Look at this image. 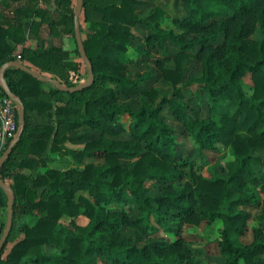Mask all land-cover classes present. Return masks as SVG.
Segmentation results:
<instances>
[{
  "label": "trees",
  "instance_id": "trees-1",
  "mask_svg": "<svg viewBox=\"0 0 264 264\" xmlns=\"http://www.w3.org/2000/svg\"><path fill=\"white\" fill-rule=\"evenodd\" d=\"M182 1L189 13L174 19L181 30L176 33L162 26L167 13L162 5L143 18L135 5L146 0H84L82 12L90 30L81 22L80 28L95 81L79 91H62L52 83L46 90L48 83L29 72L16 66L4 70L7 84L26 108L24 132L2 165L3 179L14 191L11 233L18 228L24 238L6 259L0 257V264H197L182 236L139 246L121 231L124 225L143 233L156 225L166 228L169 215L189 224L221 219L218 243L224 264H264V199L249 188V183L260 186L264 194V157L254 154V150L264 149V0ZM56 2L66 5L63 32L77 44L76 6H71V0ZM5 4L9 12L0 13V70L17 60L14 44L26 43L27 27L37 35L42 24H47L49 33L55 34L56 23L50 10L38 6L39 0H7ZM95 12L102 14L101 21L93 19ZM136 26L151 30L145 43L161 50L163 57L156 64L173 85L171 93L147 87L151 71L133 72L129 67L128 51ZM257 30L259 38L253 36ZM166 40L179 46L174 57L165 50ZM74 52L81 56L78 44ZM71 53L62 46L23 47L19 60L74 86L68 82V73L76 71L78 63L67 60ZM193 58L200 61L202 73L184 81L185 61ZM172 61L174 66H167ZM248 73L254 84L250 96L244 89ZM195 82L206 90L211 116L201 117L183 101L182 86ZM119 94L145 98L135 109L120 103ZM0 95H7L1 80ZM225 103L228 109L223 108ZM165 105L183 122L199 156L230 148L237 162L227 164L226 176H205L195 172L192 162L178 160V139L162 114ZM34 109L41 114L54 109L55 124L32 125L29 111ZM214 113L219 114L218 119ZM83 126L98 130L99 136L87 140L81 149L63 146L67 140L85 138L87 133L78 132ZM125 133L129 138H119ZM49 145L51 151L71 156L73 165L64 170L47 168L35 178L26 174V167L46 161ZM126 160L128 164H124ZM187 167H191V180L183 185L170 183L161 194L148 195V181L182 179ZM133 200L142 212L139 217L132 219L115 209ZM250 205L260 212L255 217L258 224L253 228V240L245 243L241 236L251 218L246 209ZM0 208L8 210V195L1 185ZM17 214L36 220L16 227ZM81 215L88 219L84 225L77 221ZM64 216L71 218L69 223L62 221ZM2 235L0 231V239ZM46 244L55 245L56 251L45 253Z\"/></svg>",
  "mask_w": 264,
  "mask_h": 264
},
{
  "label": "rangeland",
  "instance_id": "rangeland-1",
  "mask_svg": "<svg viewBox=\"0 0 264 264\" xmlns=\"http://www.w3.org/2000/svg\"><path fill=\"white\" fill-rule=\"evenodd\" d=\"M78 0H74V6H76ZM157 5H162L167 10L166 19H164V27L172 28L176 32L180 33L181 30L177 28L174 24V19L177 17H183L189 13L188 7L183 3L182 0H152V3L147 4L142 7V5L137 6L139 9V14L143 17L149 15L154 11ZM66 5L58 4V13L57 18H59V24L63 21V14L66 12ZM62 19L61 23L60 20ZM81 23L84 26L86 31H89V23L84 21V14L81 16ZM30 35V34H29ZM255 38H259L261 33L259 30L253 35ZM192 35H189L188 38H191ZM31 38V36H29ZM71 44H75L74 38L70 37ZM35 40L31 39L30 44H35ZM166 52L170 56H175L179 47L171 41H166L164 43ZM129 56L131 58L130 67L133 72H144L151 71L153 76L150 78L146 85L149 88H157L161 92L171 93L173 91V85L166 81L159 69L156 66L155 59L161 57V51L156 47H148L145 43H140L134 41L131 44L129 51ZM185 64L187 69L185 71L184 81L195 79L200 76L202 73V65L197 58L186 60ZM174 62H170L168 66L172 67ZM245 85L244 89L247 95H251L253 92V81L251 79L250 73L244 77ZM183 101L189 109L196 110L201 117L211 116L210 112V102L206 93V90L202 85L195 82L193 85H183ZM143 98V95H124L119 94V102L130 104L135 109L139 108ZM223 108L228 109L229 106L225 103ZM162 114L165 118V121L172 128V135L176 136L178 139V160H188L192 162L193 169L197 173H201L205 176H211L213 173L220 174L222 176L227 175V164H234L237 162L234 155L232 154L230 148H223L219 152L214 151H205L204 155L199 156L197 154V147L190 136L189 132L186 130L182 121L176 119L173 115L172 110L168 105L164 106ZM216 119L219 118V114H213ZM87 130L90 134V138H95L99 135V131L95 129L82 128L80 131ZM129 137L127 134L121 135L119 138ZM255 155L264 157V149L254 150ZM97 163H102L100 160H95ZM129 161H124V164H128ZM61 167H65V164H61ZM187 174L184 178L178 180H168V181H148L147 190L148 195H159L162 193L163 188L170 184L183 185L188 179L191 180V167H187ZM257 170L262 172V167L257 166ZM250 190L260 198L264 199V194L260 191V186L253 185L249 183ZM88 195V193L86 192ZM119 211L126 212L130 218H136L142 215L140 208L137 203L133 200L129 204H123L115 207ZM246 209L250 212L251 218L248 220V228L245 235L241 236V240L245 243H250L253 240V228L258 224L256 220L257 214L260 212V209L247 206ZM7 217L8 210L0 208V231L4 233L7 227ZM16 227H21L25 224H30L34 222V216L17 214L16 216ZM71 220L70 217L64 216L62 221L64 223H69ZM78 223L84 225L88 222L86 216L81 215L77 219ZM166 228L160 225H156V229L152 228L147 233H143L140 229L133 228L129 225H124L121 228L123 234L128 237H131L139 246H144L146 244H154L156 240L160 238H166L169 240H174L180 236L184 237L187 241L193 252L195 253L198 262L197 264H224L225 257L222 255L218 243L220 237V229L222 228V220L216 219L213 222L203 221L200 224H189L180 221L172 216H167L166 218ZM15 230H19L18 228ZM264 239V236H263ZM103 264V263H100Z\"/></svg>",
  "mask_w": 264,
  "mask_h": 264
},
{
  "label": "crops",
  "instance_id": "crops-1",
  "mask_svg": "<svg viewBox=\"0 0 264 264\" xmlns=\"http://www.w3.org/2000/svg\"><path fill=\"white\" fill-rule=\"evenodd\" d=\"M71 1H72L71 6H74V0H71ZM5 2H7V0H0V13L1 12H5V13L9 12L7 10V6H6ZM23 2H24V0H23ZM149 3H152V0H146L145 3L136 4L135 5V9H136L137 13L139 14V11H138L139 9L137 8V6L142 5V7H144L147 4H149ZM38 6L43 8V9L50 10L52 12V16H53L54 20L56 21V23L54 24V32H55V34H50L49 33V29L47 27V24H42V27H40L39 33L37 35L32 33L31 29L29 27H27V36H28V38H27L26 43L25 44H14V48H15L14 55H15V57L17 58V60L20 59V57H21L20 52H21L23 47L45 48V49H47V48H50L52 46H62L64 49L72 51L70 57L67 60L78 63V69L76 71L74 69L69 70L68 82L71 83V84H78V83L86 81L87 78H88V74H87V66H86L85 60L82 58V56H79L77 53L74 52V50L76 49V45L77 44H71V40H70L71 36L64 34L63 28L65 27V25H64L62 19L60 20V23H61V21H62V23L59 24V18H57L58 3L56 2V0H39ZM167 13H166V15H167ZM82 14H83V12L81 11V13H80V22H81ZM58 15H59V13H58ZM166 15H165V19H166ZM92 16H93V19L96 20V21H101L102 20V14H100V13L95 12V13H93ZM139 16L143 17L140 14H139ZM162 26L164 27V21H163ZM167 29H172V28H167ZM172 30H174V29H172ZM134 31H135L136 35H135V37L132 38L131 44H133L134 41L135 42L138 41L139 44L140 43H145L146 37L151 32V30L149 28H142L141 26H136L134 28ZM176 33H178V32H176ZM29 36H31V38H29ZM31 39L35 40L34 41L35 44H30V43H33V42H31ZM166 41H170V40H166ZM129 51H130V49H129ZM129 51H128V58H129V67H130L131 58L129 56ZM178 51H177V53H178ZM161 57H163V55ZM161 57H157L155 59V63H156V60L158 58H161ZM19 61H21V60H19ZM21 62L23 64L27 65L28 67H30L31 69L38 71L43 76H47V77H51V78H54V76H55L52 72H50L48 70H45V69L38 68L37 66H35V65L31 64V63L23 62V61H21ZM168 64H167V66H168ZM156 66H157V64H156ZM160 73H161V71H160ZM74 74L77 76L76 78H75ZM47 83L48 84L44 85V89L50 90L51 87H52V84H54V83H52V82H47ZM66 99H67V96H65L64 100L66 101ZM50 112H51V114H50ZM29 115L31 117L30 123L32 125H51V126H53L55 124L54 109H49V111H47L45 114H41L37 109H34V110L29 111ZM82 128H89V127L88 126H83L80 129H82ZM80 129L78 130V132L79 133H82V132L87 133V136L85 138H83L82 140H75V141L67 140V141H65L63 146L68 147V148H72V149H81V148L84 147L85 142L87 140L93 139V138H90V134H89V132L87 130L80 131ZM89 129H92V128H89ZM99 134H100V132H99ZM125 134H127L129 136L128 133H125ZM126 138H129V137H126ZM50 145H51V141H50ZM50 145H49V147L47 149L48 153L46 155V158H47L46 161L40 162L38 165H36L35 168L34 167H26L24 169V172L26 174H30L32 177L35 178L37 176L38 172H44L47 168H59V169L64 170V169H66V168H68V167L73 165L74 162H73V159H72L71 156L63 155L62 153H60V151L59 152L51 151ZM34 158L39 160L40 157L34 156ZM61 164H65L66 166L65 167H61L60 166ZM3 188L6 191V188L5 187H3ZM43 189H44V186L37 188L38 192H41ZM6 193H7V191H6ZM83 193L86 194V192H83ZM35 220H36V218H34V222H35ZM23 238H24V234L21 231L13 230V232L11 233V236L9 238V241H8V243L6 245V248H5L4 252H3V254L1 255V257L3 259H6L8 253L11 251L12 247L18 241H20ZM43 249H44L45 253H51V252H55L56 251V246L52 245V244H46V245L43 246Z\"/></svg>",
  "mask_w": 264,
  "mask_h": 264
},
{
  "label": "water",
  "instance_id": "water-1",
  "mask_svg": "<svg viewBox=\"0 0 264 264\" xmlns=\"http://www.w3.org/2000/svg\"><path fill=\"white\" fill-rule=\"evenodd\" d=\"M83 1L84 0H78L76 4V9L74 13V21H75V36L77 40L78 47L80 49V53L82 58L87 62L88 65V78L86 81L78 83L74 86H68L60 83L57 79L43 76L41 75L38 71L31 69L27 65L23 64L19 60L15 61H10L6 64H4L0 70V80L1 83L5 89L6 94L11 97L18 105V114H19V120H20V127L19 130L15 136V138L11 141L5 152L0 156V185L6 188L7 195H8V217H7V227L0 239V257H1V252L3 249L4 243L7 241L13 227V221H14V191L13 188L5 182L2 176V165L7 157H9L14 149V146L16 143L19 141L21 138L25 124H26V108L23 100L15 94L9 87V85L6 82V79L4 78V70L8 66H16L17 68H20L26 72H29L36 78L45 81V82H52L54 83L59 89L67 92H76L79 91L83 88L91 86L94 81H95V74H94V68L92 63L89 61V58L87 56V52L85 50L84 44H83V38H82V33H81V28H80V19L79 15L82 11L83 8Z\"/></svg>",
  "mask_w": 264,
  "mask_h": 264
},
{
  "label": "built area",
  "instance_id": "built-area-1",
  "mask_svg": "<svg viewBox=\"0 0 264 264\" xmlns=\"http://www.w3.org/2000/svg\"><path fill=\"white\" fill-rule=\"evenodd\" d=\"M17 112L18 105L15 104L14 100L8 95H0V156L5 152L7 144L15 138L19 130L20 120Z\"/></svg>",
  "mask_w": 264,
  "mask_h": 264
}]
</instances>
